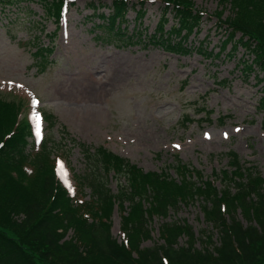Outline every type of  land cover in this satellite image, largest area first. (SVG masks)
I'll use <instances>...</instances> for the list:
<instances>
[{
	"label": "rangeland",
	"instance_id": "obj_1",
	"mask_svg": "<svg viewBox=\"0 0 264 264\" xmlns=\"http://www.w3.org/2000/svg\"><path fill=\"white\" fill-rule=\"evenodd\" d=\"M13 1L0 4V98L16 104L19 122L32 124L26 151L33 149L29 143L49 145L50 158L65 163L66 176L57 172L65 187L93 199V173L109 189L103 217L119 244L131 205L116 201H123L133 168L176 182L187 175L198 185L188 184L179 207L156 211L149 208L146 178L137 180L155 233L146 246L167 221L206 226L201 198L209 195L198 187L230 189V161L264 178V72L251 62L254 46H245L251 39L235 27L229 0H178L202 14L196 35L177 23L174 0H123L119 14H109L115 0H60L58 16L40 2ZM247 9L258 16L257 8ZM260 11L264 23V6ZM36 46L49 51L40 57ZM101 148L131 167L116 174L98 168L93 155ZM65 229L64 239L73 238L72 227Z\"/></svg>",
	"mask_w": 264,
	"mask_h": 264
},
{
	"label": "trees",
	"instance_id": "obj_2",
	"mask_svg": "<svg viewBox=\"0 0 264 264\" xmlns=\"http://www.w3.org/2000/svg\"><path fill=\"white\" fill-rule=\"evenodd\" d=\"M37 1L58 16L60 0ZM174 1H177L174 8L190 30L191 24L197 23L202 14L198 11L192 14L189 8L180 6L183 2ZM229 1L237 12L235 27L251 39L253 60L264 70V23H261L263 13L260 11L264 4L257 6L256 0ZM113 4L110 14H119L125 2L115 0ZM248 6L257 8L258 16L249 11ZM43 51L48 52L49 48H37L36 54L44 57ZM15 105L0 98V264H264L263 177L253 174L252 170L244 171L239 163L230 161L235 168L230 171V177L232 174L235 177L230 181L234 184L230 189L226 185L228 188L211 192L214 188L209 183L198 187V191L209 195L201 198L206 226L196 230L185 220L167 221L157 229L156 241L146 246L143 242L154 237L148 209L159 211L166 205L179 207L178 202L185 200L189 192L188 184L193 183L196 188L198 185L187 175L176 182L157 172L152 177L149 173H135L133 168L131 174L127 172L125 176L123 201H116L119 207L124 201L131 205L127 217H123L127 227L122 228L119 244L103 217L112 198L103 182L90 173L94 198L73 206L67 191L55 177L49 154L45 151L27 153L25 145L30 126L28 121L19 122L16 118ZM100 152L101 155H93V160L108 173L116 174L127 164L114 153L104 152L102 148ZM231 155L234 159L237 156ZM221 172L226 178L228 173L223 169ZM196 174L199 175V171ZM145 178L150 196L147 210L136 191L137 180ZM238 213L244 222L238 218ZM67 227H72L73 238L64 239ZM215 233L216 240L213 239Z\"/></svg>",
	"mask_w": 264,
	"mask_h": 264
},
{
	"label": "snow or ice",
	"instance_id": "obj_3",
	"mask_svg": "<svg viewBox=\"0 0 264 264\" xmlns=\"http://www.w3.org/2000/svg\"><path fill=\"white\" fill-rule=\"evenodd\" d=\"M10 84H11V82H10ZM19 87H23V85H20ZM237 131H239V129H237ZM37 132H39V117L37 116ZM176 147H179V145H177ZM60 168H61V170H62V172H63V169H64V165H63V163L61 162L60 163ZM65 176H66V173H63Z\"/></svg>",
	"mask_w": 264,
	"mask_h": 264
},
{
	"label": "bare ground",
	"instance_id": "obj_4",
	"mask_svg": "<svg viewBox=\"0 0 264 264\" xmlns=\"http://www.w3.org/2000/svg\"><path fill=\"white\" fill-rule=\"evenodd\" d=\"M37 116L39 117V120H40V116H39V115H36V117H37ZM39 125H40V123H39ZM59 170L62 172L60 166H59ZM65 171H66V170H65V168H64L62 173H65Z\"/></svg>",
	"mask_w": 264,
	"mask_h": 264
}]
</instances>
